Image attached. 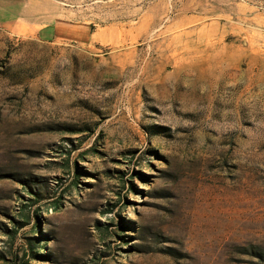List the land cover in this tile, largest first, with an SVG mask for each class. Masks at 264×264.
I'll return each mask as SVG.
<instances>
[{"label":"rangeland","instance_id":"obj_1","mask_svg":"<svg viewBox=\"0 0 264 264\" xmlns=\"http://www.w3.org/2000/svg\"><path fill=\"white\" fill-rule=\"evenodd\" d=\"M31 1L86 38L0 23V264H264V0Z\"/></svg>","mask_w":264,"mask_h":264},{"label":"crops","instance_id":"obj_2","mask_svg":"<svg viewBox=\"0 0 264 264\" xmlns=\"http://www.w3.org/2000/svg\"><path fill=\"white\" fill-rule=\"evenodd\" d=\"M17 1L21 2V10L26 7L27 3L33 2L31 0H0V23L9 28L13 33L19 35L32 33L37 39L42 41H51L61 37H71V39L86 38V34L71 25V23H63L53 18L50 21L37 24L38 19L33 13L28 16L21 12L12 13L9 11V8L12 6V3L15 4Z\"/></svg>","mask_w":264,"mask_h":264}]
</instances>
